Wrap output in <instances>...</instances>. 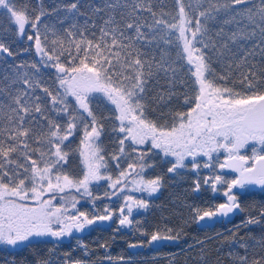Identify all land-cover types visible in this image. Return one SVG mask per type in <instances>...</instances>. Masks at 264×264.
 <instances>
[{
	"label": "snow or ice",
	"instance_id": "obj_1",
	"mask_svg": "<svg viewBox=\"0 0 264 264\" xmlns=\"http://www.w3.org/2000/svg\"><path fill=\"white\" fill-rule=\"evenodd\" d=\"M172 3L166 11L165 0H71L46 9L43 0H0V17L8 22L0 33L26 38L38 57L9 65L12 74L3 77L9 83L0 87L7 97L0 99V244L60 240L114 215L120 226L133 225V209L146 210L150 202L130 193L151 197L163 187L162 175H146L156 156L169 174L194 173V192L202 184L214 193L223 187L224 202L192 207L197 223L242 211L234 189H264V64L250 59L257 49L264 58V0ZM2 54L14 57L0 35ZM41 67L54 69V88L44 83ZM100 105L107 116L97 113ZM105 121L115 136L111 154L103 147ZM77 138L80 176L67 171ZM249 146L251 156L244 154ZM226 169L236 175L228 178ZM101 181L107 189L93 195ZM113 196L122 200L117 210L96 208ZM85 197L91 212L78 207ZM262 221L264 208L244 224ZM182 231L165 225L147 243L177 241ZM238 242L245 252L239 264H264V254L250 258L249 245L242 237ZM257 243L264 253V238ZM63 264L83 262L65 254Z\"/></svg>",
	"mask_w": 264,
	"mask_h": 264
},
{
	"label": "trees",
	"instance_id": "obj_2",
	"mask_svg": "<svg viewBox=\"0 0 264 264\" xmlns=\"http://www.w3.org/2000/svg\"><path fill=\"white\" fill-rule=\"evenodd\" d=\"M37 0H32L35 4ZM71 0H43L46 9H51L57 3H69ZM82 3H92L101 5L103 0H81ZM174 4L172 0H165V10H172ZM82 11H89L82 9ZM89 15L90 12H89ZM101 13L100 16H103ZM100 16H91V20L97 25L102 23ZM50 23L54 22L56 17L46 18ZM85 17L78 18V22L83 24ZM5 22L0 19V28L7 27ZM68 21L64 27L68 26ZM4 36L5 43L11 46L14 57H7L6 54L0 55V87H6L9 83L3 77L7 74L11 76L12 68L9 65H15L21 62L28 64L38 60L34 53V49H29V43L26 38H19L10 33H0ZM250 47L251 45H246ZM26 49H28L26 51ZM253 62L260 65L264 64V58L259 54V49ZM218 72H223L219 65H214ZM29 72L34 69L28 68ZM54 72L50 69L40 68V75L44 83L50 88H54ZM226 74V73H225ZM53 75V76H51ZM229 86H232L229 82ZM239 88V84L235 85ZM18 85H13V88ZM156 89H153L155 92ZM39 94V93H38ZM0 99H7L6 95ZM172 104L178 105L180 101L173 98ZM166 110V109H165ZM97 113L108 115L103 105L97 108ZM111 121H105V134L102 137L103 146L106 154H111L115 149V136L111 132ZM79 143L77 138L71 145V153L67 165V171L72 175L80 176L82 174V165L75 149ZM156 167L149 169L146 173L148 176H163V187L160 191L152 195L148 199L150 206L148 209H133L132 219L134 221L131 226H120L118 216L114 215L110 221H98L94 225L86 227L83 231L73 233L60 240L51 237H34L31 243L20 244L16 247L0 244V264H37L40 260H51L52 264H63L65 254L71 259L84 261L85 264H219L218 263V234L224 233L229 229H238L244 237H248L252 242L257 243L264 238V221L260 224L246 225L244 222L251 215L259 217V211L264 208V189L255 190L254 188H246L234 191L238 194L241 203L242 213L237 216L233 222L228 224H216L212 228H198L196 222L192 220V207H207L225 201L223 196V187L217 192H212L208 186L201 185L199 192L193 191V181L196 176L194 173L184 170L181 175L167 173L166 162L162 161L159 156L154 157ZM111 166L114 162L109 159ZM123 165V164H122ZM124 166V165H123ZM114 167V166H113ZM228 178L236 174L224 170ZM207 170H203L201 176L206 175ZM93 195L103 196L107 189L106 183L94 184L92 186ZM135 196V195H134ZM138 198L140 196H137ZM122 200L113 196L111 200L104 198L95 202L97 209H102L104 205H109L114 211L117 210ZM78 207L81 210L91 212L93 205L89 198L81 199ZM136 221L139 223L137 224ZM167 225L173 229H183L180 238L177 241H168L157 249H152L147 241L150 234L163 229ZM244 226L243 231L241 229ZM137 228L140 231H137ZM146 233L142 235L141 233ZM203 242L202 244L199 242ZM143 245L141 252L132 254L129 245ZM106 245V247H101ZM108 257H112L109 260ZM120 257L124 260L132 258L130 261H120Z\"/></svg>",
	"mask_w": 264,
	"mask_h": 264
},
{
	"label": "rangeland",
	"instance_id": "obj_3",
	"mask_svg": "<svg viewBox=\"0 0 264 264\" xmlns=\"http://www.w3.org/2000/svg\"><path fill=\"white\" fill-rule=\"evenodd\" d=\"M0 19L3 21H7L4 17H0ZM7 24H8V22H5V25H7ZM50 71L54 72V69H50ZM51 76H53V75H51ZM244 154H246L248 156L252 155L251 146H249V148L244 150ZM225 155L226 154L223 152L220 153V160L221 161L224 159ZM106 158H107V156H106ZM122 167H126V165H124V166L122 165ZM109 168L112 171L113 175H115L116 169L113 166H111L110 161H109ZM100 183H105V182L101 181ZM157 193H155V194H157ZM130 194L133 196L135 195V197H137V196L141 197L142 195L148 197L146 194H141V193H130ZM155 194H153V195H155ZM243 228H244V226L242 225V227H241L242 231H243ZM75 233H77V232H75ZM241 233L242 232H240L238 229L232 228V229L227 230L224 233L218 234L217 240H218V263L219 264H239L238 257L245 254L244 249L239 246V242H238L241 237L243 238L244 242H246L249 245L248 255L250 258L253 255L264 254V253H262V250H261L259 244L252 242L248 237H244L243 234H241ZM230 253H231V255H230ZM130 260H132V258H127V260L123 259L120 261L124 262V261H130ZM112 263L115 264L114 261ZM83 264H85L84 261H83Z\"/></svg>",
	"mask_w": 264,
	"mask_h": 264
},
{
	"label": "water",
	"instance_id": "obj_4",
	"mask_svg": "<svg viewBox=\"0 0 264 264\" xmlns=\"http://www.w3.org/2000/svg\"><path fill=\"white\" fill-rule=\"evenodd\" d=\"M227 171L231 172L230 170H227ZM251 187L254 189H261L259 186H251ZM236 190H239V189H236ZM240 213H242V211H235L234 213L229 214L228 217H217L211 220L206 219L204 221H200L199 223L196 222V226L198 228L204 229V228H212L216 224H220V223L228 224V223L233 222L237 216L241 215ZM167 242L168 241L154 242L150 246L152 247V249H157ZM143 249H144L143 245H138V247H135V248L129 247L128 250H130L132 254H136V252H141Z\"/></svg>",
	"mask_w": 264,
	"mask_h": 264
},
{
	"label": "bare ground",
	"instance_id": "obj_5",
	"mask_svg": "<svg viewBox=\"0 0 264 264\" xmlns=\"http://www.w3.org/2000/svg\"><path fill=\"white\" fill-rule=\"evenodd\" d=\"M250 188H252V187L250 186ZM255 190L257 191V190H261V189H255Z\"/></svg>",
	"mask_w": 264,
	"mask_h": 264
}]
</instances>
